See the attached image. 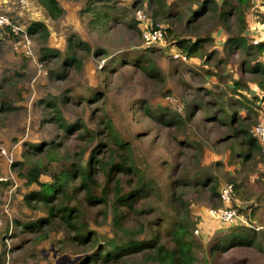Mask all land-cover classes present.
<instances>
[{
    "label": "rangeland",
    "instance_id": "374dc122",
    "mask_svg": "<svg viewBox=\"0 0 264 264\" xmlns=\"http://www.w3.org/2000/svg\"><path fill=\"white\" fill-rule=\"evenodd\" d=\"M118 1L125 16L104 30H95L81 19L80 7L83 0H59L64 14L57 20H52L37 0H0V15H5L9 22L24 28L26 32L32 21L44 22L51 33L49 39L28 35L31 43L27 54L22 50L15 51L14 39L7 36L5 28L0 26V83L5 79L14 82L9 89H5L6 99L14 109L6 113L0 112V181L9 182L8 185L0 184V264H69L73 258L70 235L52 231L47 240L38 242L34 233H23L20 227L14 226L13 221L17 218L27 216L35 219L39 214L25 208L23 195L28 188L12 164L21 160L27 144L49 140H60L66 146L70 157L67 165L85 164V157L82 160L72 158V154L86 145L85 139L79 134L80 126L71 134H65L52 117L59 114L69 123L83 122L86 128L96 133L104 123L102 93L110 96L107 105L112 102L117 107H122L124 117L120 114L123 120L120 131L132 127L142 132V138L138 141L140 150L159 176L166 193H170L171 181L198 165L209 166L221 178L220 185L225 184L227 174L234 173V166L228 164L229 145L233 140L232 125L220 121L228 119L233 113H237L238 119L247 114V110L231 105V83L237 77L243 57L239 50L230 54L224 47L233 30L221 25L218 27V23L213 20H205L200 31L191 36L192 39L199 36L211 37V40L205 42L196 56L187 57L165 38L162 42L151 44L152 46L146 45L142 26L136 29L129 24V20L136 18L139 10L143 11L148 20L152 15L150 9L146 5L135 7V0ZM146 1L156 3V0ZM263 1L255 0L254 8L248 12V24L259 21L260 24L255 28L257 30L264 28ZM159 2L165 5L166 11L169 8L173 16L159 20L157 26L163 29L171 27L179 33L186 29V22L191 15L186 7L189 4L185 2L184 9H181L177 7L178 0ZM180 4L183 5V2ZM234 24L235 20H232L231 25ZM70 33L83 37L93 50L105 48L107 54L93 56L81 52L80 55L84 58L82 69L70 68L64 79L52 78L49 70L59 65L58 60L47 64L40 61L41 48L49 46L63 51ZM147 46L155 48L152 55L161 71L162 81L148 78L139 67L129 64V58L135 54L128 56L126 53L140 52ZM211 51V56L206 57ZM218 51L219 58L225 59L222 63L216 58ZM91 87L101 89L99 97L89 101L85 98L79 100V94L87 97L88 88ZM252 91L258 94L255 89ZM197 95L202 106L193 102ZM249 96L253 98L252 92ZM48 101H53L60 112L56 114L51 105H46ZM141 102L148 103L152 110L167 107L175 114L186 117L183 128L167 127L150 118L139 106ZM260 105L263 106L262 102ZM207 109L212 113V118L209 117L211 114L207 115ZM259 111L260 122L264 120V109ZM233 125L239 126L237 122ZM103 136L102 132L87 146L88 152L99 144ZM242 150L246 148L243 147ZM168 158L172 159V164L166 162L165 159ZM55 166L54 163L53 168ZM236 168H240V176L247 184V193L242 198L238 195L232 197L231 205L236 211L233 221L225 222L218 217L219 209L226 206L224 202L213 204L210 199L198 196L193 188L185 195V204L188 203L190 216L194 221L193 235L201 244L199 264H206L211 243L232 224L255 227L264 234V155L252 158L246 168L239 164ZM57 169L46 175L45 181H50ZM77 195L82 196V192ZM259 196L261 200L258 207H255ZM158 202L153 200L154 204ZM249 205H254V208L246 209ZM167 207L173 216L182 212L175 197L167 199ZM238 208H243V211H237ZM84 209L92 228L101 232L104 237L124 233L123 228L113 227L112 209L107 210L108 217L99 212L98 206L89 205ZM215 211L216 214H212ZM156 219L157 216L152 212H142L138 216L128 214L123 225L138 231L140 225L155 223ZM96 220L101 224H96ZM139 236L137 234V238ZM162 239L173 244L169 237L163 236ZM60 247L65 253L59 250ZM130 264L152 263L136 260ZM209 264H264V238L261 248L235 246L227 251L215 252L209 256Z\"/></svg>",
    "mask_w": 264,
    "mask_h": 264
},
{
    "label": "trees",
    "instance_id": "16d2710c",
    "mask_svg": "<svg viewBox=\"0 0 264 264\" xmlns=\"http://www.w3.org/2000/svg\"><path fill=\"white\" fill-rule=\"evenodd\" d=\"M37 1L52 20H57L64 14V8L59 0ZM181 2L183 5L180 4ZM185 2L189 4L186 7L191 14L186 22V29L179 33L173 31L171 27L164 28V38L168 43L176 46L187 57L196 56L211 37L199 36L192 39L191 35L199 32L203 22L209 19L217 22L218 27L221 25L233 30L227 37L224 47L230 54H234L235 50L243 54L237 77H234L231 83L233 84L231 105L247 110V114L238 119L237 113H233L225 120H220L221 115L218 116L221 122L232 125L233 140L229 145L228 164L234 166V173L227 174L225 184L220 185L221 178L216 176L209 166L198 165L171 181L170 193H166L159 176L140 150L138 141L142 138V132L132 127L120 131L119 127L123 123L120 114L124 117L122 107L119 108L112 102L107 105L110 99L108 94H101L104 96L101 100L104 106L102 107L104 123L96 133L86 128L83 122H67L57 114L60 111L55 108L56 104L48 101L46 105H51L57 114L52 120L63 129L65 134H71L72 131L77 130V126H80L79 134L85 139L86 145L76 154H72V158L82 160L85 157L86 163L67 165L70 157L66 146L60 140L27 144L21 160L13 162L12 167L17 170L28 188L23 195L25 208L39 216L35 219L27 216L17 218L13 224L15 227H20L23 233H34L38 242L47 240L52 231L70 235L73 249L71 259L77 256L81 259L69 264H130L136 260L152 264H199L201 244L193 235L194 221L190 216L188 203L185 204V195L193 188L198 196L210 199L213 204L223 203L221 190L224 186L231 185L232 197L238 195L242 198L247 193V184L240 176V168L237 169L236 166L239 164L246 168L252 158L264 155L262 143L250 133V129L259 123V109H264V61L262 60L264 41L254 43L257 35L249 28L252 26L256 28L260 23L254 21L248 24L247 19L248 12L256 4L255 0H178L177 7L184 9ZM261 4L264 9V1ZM144 5L148 6L152 13L148 17L150 27H156L159 20L173 16L171 10L167 8L166 11L165 5L159 0H156L155 4L146 0L134 2L135 7ZM124 14L118 0H83L80 7L81 19L95 30L106 29L114 21L121 20ZM232 20H235L234 25H231ZM262 23H264V14ZM129 24L136 29L140 26L142 29L144 27L138 17L130 18ZM4 30L11 39L15 37L10 27ZM27 33L30 37L37 35L42 39H49L51 34L48 25L39 21H32L27 27ZM151 46L141 49L140 52L126 53L128 56L135 54L129 58V64L139 67L148 78L162 81L161 71L152 55L155 48ZM81 52L93 56L107 54L105 48L98 47L93 50L83 37L70 33L63 51L56 47L44 46L41 48L39 59L46 64L57 59L59 65L51 68L49 75L55 79H64L70 68H83L84 58L80 55ZM211 54L212 51L206 57H210ZM219 56L218 51L216 56L218 62H224L225 59ZM207 72H210L209 68ZM218 72L220 73L219 69ZM10 81L5 79L0 83L1 113L14 109L6 99L5 93L6 87L9 89L14 83ZM100 88H88L87 97H83L81 93L78 99L85 98L87 101L95 99L99 97ZM102 89L105 90L104 87ZM253 89L259 95L253 93ZM251 92L253 98L249 96ZM193 102L202 106L198 95ZM261 102L263 106L260 105ZM139 106L150 118L167 127L183 128L185 124L186 117L175 114L167 107L152 110L146 102H141ZM206 113L211 114L210 118L213 117L209 109ZM235 122L238 123V127L233 125ZM102 132L103 139L88 152L87 146H90ZM243 147L246 150L243 151ZM165 160L168 164H172L171 158ZM54 163L56 166L53 168ZM55 168L58 169L54 171L52 179L45 181L44 177L51 174ZM0 184L8 185L9 182L2 180ZM79 192H82V196L77 195ZM169 197H175L182 209L178 216H173L167 207ZM153 200L159 202L154 204ZM260 200L261 197H257L255 207H258ZM89 205L98 206L99 212L106 217L109 216L107 210L112 209L113 227L123 228L124 233L104 237L101 232L93 229L84 209ZM230 206L233 208L231 203ZM249 208H254V205L246 207ZM237 211L242 212L243 208H238ZM142 212L155 214L157 216L155 223L142 224L138 231L123 225L126 215L138 216ZM95 222L101 224L100 221ZM137 234L140 235L139 238ZM163 236L169 237L173 244L164 241ZM263 238L264 234L255 227L232 224L227 230L220 232L211 243L206 264H209V256L213 253L227 251L235 246L261 248ZM59 250L65 253L62 247Z\"/></svg>",
    "mask_w": 264,
    "mask_h": 264
},
{
    "label": "built area",
    "instance_id": "2783aa9c",
    "mask_svg": "<svg viewBox=\"0 0 264 264\" xmlns=\"http://www.w3.org/2000/svg\"><path fill=\"white\" fill-rule=\"evenodd\" d=\"M27 0H23V2H26ZM137 17L139 19H142L143 25L146 27H143L142 29V35L143 39L146 45H151L156 42H162L164 39V31L163 28L160 26L156 27H150L147 16L143 13V11L139 10L137 12ZM0 26L3 28L10 27L12 31L14 32V49L16 52L22 50L25 51L27 54H29V47H30V37H28L27 32L24 28L18 27L17 24H14L13 22H9V19L5 15H0ZM249 30L257 35L255 37L254 43H262L264 41V28L263 29H255L253 27H250ZM41 69V65L39 66ZM250 133L259 139V141L262 143L264 147V120L260 121L257 125L253 126L250 129ZM221 198L223 202L225 203V207L219 209L217 212L218 217L226 221H233L236 217V211L230 206V203L232 201V186L226 185L221 190ZM212 214H216L215 212H212Z\"/></svg>",
    "mask_w": 264,
    "mask_h": 264
},
{
    "label": "water",
    "instance_id": "95a60500",
    "mask_svg": "<svg viewBox=\"0 0 264 264\" xmlns=\"http://www.w3.org/2000/svg\"><path fill=\"white\" fill-rule=\"evenodd\" d=\"M63 258H66V256H63ZM81 259V257L79 256V257H77V258H75V259H70V263H75V262H78L79 260Z\"/></svg>",
    "mask_w": 264,
    "mask_h": 264
}]
</instances>
